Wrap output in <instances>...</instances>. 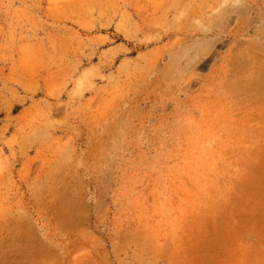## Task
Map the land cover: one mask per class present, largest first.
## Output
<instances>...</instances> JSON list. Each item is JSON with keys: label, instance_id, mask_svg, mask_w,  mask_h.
Wrapping results in <instances>:
<instances>
[{"label": "rangeland", "instance_id": "1", "mask_svg": "<svg viewBox=\"0 0 264 264\" xmlns=\"http://www.w3.org/2000/svg\"><path fill=\"white\" fill-rule=\"evenodd\" d=\"M0 264H264V0H0Z\"/></svg>", "mask_w": 264, "mask_h": 264}]
</instances>
